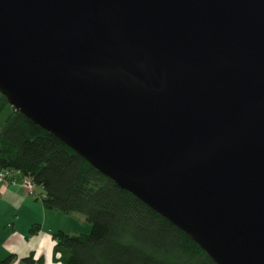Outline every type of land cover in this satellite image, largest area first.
I'll list each match as a JSON object with an SVG mask.
<instances>
[{
    "label": "water",
    "instance_id": "1",
    "mask_svg": "<svg viewBox=\"0 0 264 264\" xmlns=\"http://www.w3.org/2000/svg\"><path fill=\"white\" fill-rule=\"evenodd\" d=\"M0 91L218 264H264V0H0Z\"/></svg>",
    "mask_w": 264,
    "mask_h": 264
},
{
    "label": "trees",
    "instance_id": "2",
    "mask_svg": "<svg viewBox=\"0 0 264 264\" xmlns=\"http://www.w3.org/2000/svg\"><path fill=\"white\" fill-rule=\"evenodd\" d=\"M0 169L30 178L42 189L45 207L82 213L92 224L88 233H54L62 264H218L188 233L35 123L1 91ZM15 259L11 254L0 264ZM20 264L42 261L30 254Z\"/></svg>",
    "mask_w": 264,
    "mask_h": 264
},
{
    "label": "crops",
    "instance_id": "3",
    "mask_svg": "<svg viewBox=\"0 0 264 264\" xmlns=\"http://www.w3.org/2000/svg\"><path fill=\"white\" fill-rule=\"evenodd\" d=\"M23 181L19 171H11L7 179L0 181V262L15 254L11 264H20L21 258L33 254L42 264H62L59 254L55 255L54 233L58 230L80 232L68 226L65 215L74 214L45 207L42 191L36 192L40 187L36 186L33 193ZM36 224L39 228L31 231Z\"/></svg>",
    "mask_w": 264,
    "mask_h": 264
},
{
    "label": "rangeland",
    "instance_id": "4",
    "mask_svg": "<svg viewBox=\"0 0 264 264\" xmlns=\"http://www.w3.org/2000/svg\"><path fill=\"white\" fill-rule=\"evenodd\" d=\"M40 191H42V189L37 188L36 192L38 193ZM65 217L67 222L69 221L68 226H74L80 232L88 233L92 229V224L85 219V216L82 213H75L73 216L65 215Z\"/></svg>",
    "mask_w": 264,
    "mask_h": 264
},
{
    "label": "built area",
    "instance_id": "5",
    "mask_svg": "<svg viewBox=\"0 0 264 264\" xmlns=\"http://www.w3.org/2000/svg\"><path fill=\"white\" fill-rule=\"evenodd\" d=\"M11 171L9 170H4V169H0V181H3L5 179H7L9 173ZM24 185L29 189V191L31 192H35L36 189V184L30 179V178H24Z\"/></svg>",
    "mask_w": 264,
    "mask_h": 264
}]
</instances>
